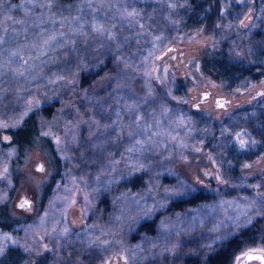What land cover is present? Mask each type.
Segmentation results:
<instances>
[{"label": "rangeland", "instance_id": "374dc122", "mask_svg": "<svg viewBox=\"0 0 264 264\" xmlns=\"http://www.w3.org/2000/svg\"><path fill=\"white\" fill-rule=\"evenodd\" d=\"M221 1L222 19L182 30L186 0H0V264H207L253 232L264 154L233 164L248 134L211 123L264 82L229 90L202 60L248 58L264 7ZM251 238L232 264L264 254Z\"/></svg>", "mask_w": 264, "mask_h": 264}, {"label": "trees", "instance_id": "16d2710c", "mask_svg": "<svg viewBox=\"0 0 264 264\" xmlns=\"http://www.w3.org/2000/svg\"><path fill=\"white\" fill-rule=\"evenodd\" d=\"M186 1L184 9L182 8V14L175 15V21H172L178 29L185 30L191 26L209 25L208 23L222 19L223 2L221 0ZM252 2L258 9L264 7V0H252ZM256 37V44L248 55L249 57L244 60L231 58L229 51L224 46L221 48L215 46L212 52L202 60L203 71L222 82L229 90L246 91L264 82V31L257 33ZM263 96L261 94L252 97L251 100H254L252 104L236 109L219 122L211 123L214 128L220 127L228 132L248 134L251 144L241 152L233 149L231 152L233 164L235 161L236 165H240V162L247 164L264 154ZM218 123L219 125H217ZM12 136L14 143L18 145L20 151L24 152L32 145L36 137L34 122L31 119L27 120L26 127L13 132ZM259 178L264 183V171ZM199 196L186 201H178L172 207L173 209H182L185 205H195L201 197ZM256 220L253 224V232L250 231L251 228H246L236 237L229 239L221 249L208 257L207 264H232L235 255L244 247V243L250 236L253 239H250V242L255 241L259 235L264 237V211Z\"/></svg>", "mask_w": 264, "mask_h": 264}, {"label": "water", "instance_id": "95a60500", "mask_svg": "<svg viewBox=\"0 0 264 264\" xmlns=\"http://www.w3.org/2000/svg\"><path fill=\"white\" fill-rule=\"evenodd\" d=\"M264 93V90H259L253 97L260 96ZM203 96H206V94H203ZM217 101L220 102L219 99ZM222 105L224 102H220ZM264 254L259 252H248L246 253L241 259L239 260L238 264H264Z\"/></svg>", "mask_w": 264, "mask_h": 264}, {"label": "clouds", "instance_id": "9594fccd", "mask_svg": "<svg viewBox=\"0 0 264 264\" xmlns=\"http://www.w3.org/2000/svg\"><path fill=\"white\" fill-rule=\"evenodd\" d=\"M164 191L168 194L175 195V196H185V195L189 194V193L185 192L183 190V188L180 186H177L173 189H165Z\"/></svg>", "mask_w": 264, "mask_h": 264}, {"label": "snow or ice", "instance_id": "6c2138e0", "mask_svg": "<svg viewBox=\"0 0 264 264\" xmlns=\"http://www.w3.org/2000/svg\"><path fill=\"white\" fill-rule=\"evenodd\" d=\"M262 95H264V94H262ZM217 103H218V105H219V102H217ZM243 143H244V141H241V145H242V146H243ZM38 170H39V171H43V167L41 166ZM260 203H261V205H264V201H261ZM25 206H29V207H30L29 202L26 201V200L23 201V202L21 203L20 207H25ZM244 215H247V213H244ZM248 222H250V219H249ZM238 226H239V225H238ZM261 259H264V258H261Z\"/></svg>", "mask_w": 264, "mask_h": 264}]
</instances>
